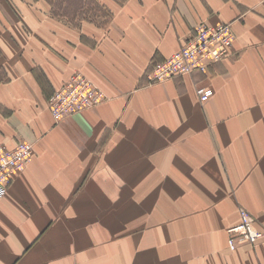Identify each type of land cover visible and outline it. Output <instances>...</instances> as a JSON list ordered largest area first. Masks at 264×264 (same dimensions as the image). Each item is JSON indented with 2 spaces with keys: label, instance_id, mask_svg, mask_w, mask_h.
<instances>
[{
  "label": "crops",
  "instance_id": "crops-1",
  "mask_svg": "<svg viewBox=\"0 0 264 264\" xmlns=\"http://www.w3.org/2000/svg\"><path fill=\"white\" fill-rule=\"evenodd\" d=\"M96 2L104 23L28 10L7 29L0 145L32 157L0 200V264H264V237L230 250L226 233L241 212L264 231V0ZM222 23L225 59L149 81L196 26ZM74 73L106 100L55 121L47 100Z\"/></svg>",
  "mask_w": 264,
  "mask_h": 264
},
{
  "label": "built area",
  "instance_id": "built-area-1",
  "mask_svg": "<svg viewBox=\"0 0 264 264\" xmlns=\"http://www.w3.org/2000/svg\"><path fill=\"white\" fill-rule=\"evenodd\" d=\"M234 42L230 24L196 26L193 33L183 42L179 50L162 61L155 62L147 76L150 82L166 81L177 76L206 73L210 66L225 59ZM198 100L207 102L212 90L196 88ZM106 100L105 94L82 74H73L48 99V109L56 121L85 109L92 108ZM32 146L17 142L13 148L0 145V199L5 193L6 183L23 170L31 156ZM253 221L241 212L239 225L228 228L229 246L237 247L238 242H255L264 234L252 227Z\"/></svg>",
  "mask_w": 264,
  "mask_h": 264
},
{
  "label": "rangeland",
  "instance_id": "rangeland-1",
  "mask_svg": "<svg viewBox=\"0 0 264 264\" xmlns=\"http://www.w3.org/2000/svg\"><path fill=\"white\" fill-rule=\"evenodd\" d=\"M28 10L52 12V15H55L58 19L73 26L77 25L81 20H90L94 23H104L110 14L106 9L100 7L96 0H30V2L0 0V31L4 33L3 35L0 34V53L3 44L8 42L9 37L10 39L15 40L17 39V36L20 37L17 34V36L7 35V29L14 26L21 28L24 27L22 22L26 24V19H22L20 15ZM25 27L28 28L27 24ZM3 78L4 72L0 70V79ZM81 112L74 114H79Z\"/></svg>",
  "mask_w": 264,
  "mask_h": 264
},
{
  "label": "bare ground",
  "instance_id": "bare-ground-1",
  "mask_svg": "<svg viewBox=\"0 0 264 264\" xmlns=\"http://www.w3.org/2000/svg\"><path fill=\"white\" fill-rule=\"evenodd\" d=\"M74 74H76V73H74ZM53 93H54V92H53ZM48 99H49V98H48ZM47 105H48V100H47ZM55 121H56V120H55ZM12 148H13V147H12ZM31 157H32V151H31L30 159H31ZM30 159H29V161H30ZM29 161L25 164L24 168H25L26 165L29 163ZM9 182H10V181H8V182L6 183V187H5V193H4V195L6 194L7 185L9 184ZM4 195H3V197H4ZM3 197H2V198H3ZM2 198H1V199H2ZM1 199H0V200H1ZM243 213H245V214L248 216V214H247L246 212H243ZM252 227H253V229H255L256 231H258V232L264 234V231H260V230H258V229L255 228L253 225H252ZM228 230H229V229L226 230V233H227V236H228V238H227V244H228V247H229L230 250H234V249H236V248L231 249L230 246H229V243H228V241H229V232H228ZM263 237H264V235H263L262 237L258 238L255 242H252V243H250V244H255L259 239H261V238H263Z\"/></svg>",
  "mask_w": 264,
  "mask_h": 264
},
{
  "label": "trees",
  "instance_id": "trees-1",
  "mask_svg": "<svg viewBox=\"0 0 264 264\" xmlns=\"http://www.w3.org/2000/svg\"><path fill=\"white\" fill-rule=\"evenodd\" d=\"M55 16V15H54Z\"/></svg>",
  "mask_w": 264,
  "mask_h": 264
}]
</instances>
